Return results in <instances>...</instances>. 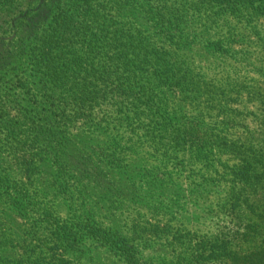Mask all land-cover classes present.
I'll return each mask as SVG.
<instances>
[{"label": "rangeland", "instance_id": "obj_1", "mask_svg": "<svg viewBox=\"0 0 264 264\" xmlns=\"http://www.w3.org/2000/svg\"><path fill=\"white\" fill-rule=\"evenodd\" d=\"M212 10L216 13L202 9L184 21L183 36L197 43L181 60L191 66H181L178 60L175 66L180 68L178 75L191 68L202 99L218 97L220 103L224 96L219 92L229 82L264 87V17L248 24L228 10ZM136 23L152 34L154 29L146 27L144 19L137 17ZM83 44L76 43L73 49L78 64L88 69L110 67L105 75L115 81L99 74L84 80L79 70L67 77L68 86L91 90L94 107L86 110L89 115L57 128L64 127L65 137L51 152L44 151L46 140L36 138L48 133L35 130L39 121L33 107L42 83L34 76L32 61L23 56L0 72V95L15 128L14 138L0 132V264H45L44 258L58 263L61 254L65 264H132L122 252L84 230L79 231L76 246L63 251L52 230L73 222L74 235L78 221H92L121 234L136 252L133 264H191L181 254L187 258L193 248L211 238L228 239L239 228L228 197L238 185L232 171L242 162L229 144L259 140L257 107L248 102L245 90L229 91L232 100L225 108L205 104L202 126L208 145L192 149L193 156L175 149L169 160L172 150H165L167 145L159 139L160 124L173 126L159 114L170 104L177 112L192 114L184 105V92L178 88L156 92L161 109L150 108L145 97L132 105L125 95H118L121 91L115 85L126 73L105 58L111 51L98 53ZM134 79L135 88L143 90L146 80ZM238 94L237 102L233 99ZM247 213H239L244 222H250ZM242 243L252 248L253 243Z\"/></svg>", "mask_w": 264, "mask_h": 264}, {"label": "trees", "instance_id": "obj_2", "mask_svg": "<svg viewBox=\"0 0 264 264\" xmlns=\"http://www.w3.org/2000/svg\"><path fill=\"white\" fill-rule=\"evenodd\" d=\"M212 8L228 10L229 14L248 24L259 16L264 17V0H0V72L13 63L17 64L23 56L32 61L34 76L42 83L33 107L39 121L35 130L42 129L48 133L42 134L43 138H36L47 141L44 144L46 152L53 151L65 137L64 127L63 131L58 127L68 125L81 115H89L86 110L94 107L95 96L91 90L74 83L68 86L71 80L67 77L79 70L77 74H82L84 80L98 74L101 79H110L105 75L109 74L110 67L99 70L91 65L88 69L78 64L76 57H79H74L73 53L76 43H84V48L98 53L111 51L105 58L126 73L123 80L115 85L121 91L118 95H125V101L132 105L135 100L145 97L151 104L150 108L161 109V96L156 92H165V89L176 92L177 88L184 92V105L192 114L181 109L177 112L173 104L159 114L162 120L169 119L173 126L160 124L163 130L159 139L167 145L165 150H172L169 160L174 158L175 149L183 153L188 150L192 155V149L208 145L202 126L205 104L210 109L225 108L228 100H232L229 91L235 90L240 94L245 90L248 102L257 107L259 129L255 135L259 140H246L247 143L241 145L229 144L242 162L237 169L231 170L237 177L233 182L238 185L232 186L235 191L231 190L228 197L230 212L238 220L239 228L228 239L211 238L199 248H193L192 253L187 254L189 257L181 254L180 258L191 261V264H264V87L257 88L255 84L243 81L229 82L219 92L224 96L220 103L218 97L204 101L200 88L195 85L193 70L190 68L182 72L183 75H178L180 68L175 66L177 60L181 66H191L190 62L181 60L188 55L185 50L194 49L193 45L197 43V40L183 36L184 21L193 14H200L202 9L206 13H216ZM137 17L144 19L146 27L154 29L151 35L145 33L147 29L137 25ZM152 37L158 40H152ZM36 49H40L39 54H35ZM112 74H116L115 70ZM139 76L146 80L141 91L135 88L134 77ZM239 94L234 101L240 100ZM1 96L0 132L4 137L8 134L14 138L15 128L10 121L8 105ZM40 108L45 109L44 114H40ZM128 120L127 117L124 122ZM213 143L212 146L217 144L215 140ZM108 155L106 152V159ZM246 210L250 222H244L239 216ZM75 223L74 235L71 233L73 222L57 225L52 230L63 251L73 249L79 241V231L84 230L122 252L130 263H136V252L121 234L92 221ZM242 242L253 243L252 248H244ZM44 261L45 264H65L66 258L61 254L58 263L46 258Z\"/></svg>", "mask_w": 264, "mask_h": 264}]
</instances>
